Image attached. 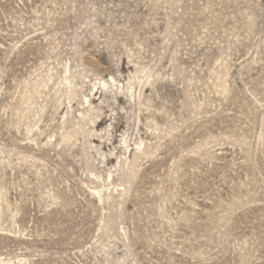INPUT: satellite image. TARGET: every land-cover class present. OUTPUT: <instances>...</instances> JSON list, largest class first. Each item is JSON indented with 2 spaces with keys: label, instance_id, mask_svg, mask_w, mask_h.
Segmentation results:
<instances>
[{
  "label": "rangeland",
  "instance_id": "rangeland-1",
  "mask_svg": "<svg viewBox=\"0 0 264 264\" xmlns=\"http://www.w3.org/2000/svg\"><path fill=\"white\" fill-rule=\"evenodd\" d=\"M0 264H264V0H0Z\"/></svg>",
  "mask_w": 264,
  "mask_h": 264
}]
</instances>
